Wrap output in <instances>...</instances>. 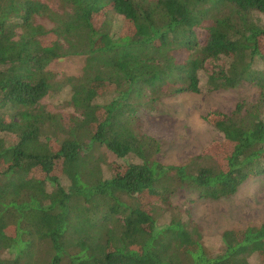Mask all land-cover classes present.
<instances>
[{
  "label": "trees",
  "instance_id": "trees-1",
  "mask_svg": "<svg viewBox=\"0 0 264 264\" xmlns=\"http://www.w3.org/2000/svg\"><path fill=\"white\" fill-rule=\"evenodd\" d=\"M59 1L0 0V264H264V223L224 231L212 254L190 207L172 203L182 188L228 198L264 175V0ZM73 55L79 75L48 69ZM209 60L223 61L210 91L247 82L257 101L204 117L228 150L164 164L136 114L200 93ZM61 92L78 116L41 103ZM99 146L122 159L107 176L84 151Z\"/></svg>",
  "mask_w": 264,
  "mask_h": 264
},
{
  "label": "rangeland",
  "instance_id": "rangeland-1",
  "mask_svg": "<svg viewBox=\"0 0 264 264\" xmlns=\"http://www.w3.org/2000/svg\"><path fill=\"white\" fill-rule=\"evenodd\" d=\"M53 11L60 10L59 0H40ZM35 22L49 29L52 22L44 16H36ZM121 24L118 19L116 30ZM124 31H130L126 25ZM85 56L73 55L54 60L48 65L58 78L82 72ZM223 65L221 60H209L200 73V93H184L167 96L156 101L151 107L139 108L136 116L140 118L143 133L162 143L157 159L164 164H178L201 152L215 153L226 151L229 145L224 142L220 131L210 125L204 117L209 112L230 114L236 104H252L257 101L258 88L251 83H240L235 87L210 91L207 86L208 75ZM66 93L48 95L41 103L49 105L52 112L61 114L68 119L76 114L66 104ZM78 116V114H76ZM95 149V148H93ZM84 148L102 156L104 176L110 173L109 164L122 162L113 152L99 146L95 150ZM217 153V155H218ZM131 159V158H128ZM67 184V179H62ZM151 204L158 199H150ZM173 205L190 207L193 220L201 229L205 245L214 254L220 250L222 242L220 235L231 230L240 239V235L249 226L264 223V175L252 176L245 180L238 191L228 198H201L192 189H179L172 197ZM259 262L256 255L250 257L251 264Z\"/></svg>",
  "mask_w": 264,
  "mask_h": 264
}]
</instances>
